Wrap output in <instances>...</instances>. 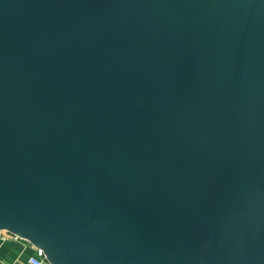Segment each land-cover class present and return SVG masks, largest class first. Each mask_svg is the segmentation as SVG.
<instances>
[{"label":"water","instance_id":"1","mask_svg":"<svg viewBox=\"0 0 264 264\" xmlns=\"http://www.w3.org/2000/svg\"><path fill=\"white\" fill-rule=\"evenodd\" d=\"M0 230L264 264V0H0Z\"/></svg>","mask_w":264,"mask_h":264},{"label":"crops","instance_id":"2","mask_svg":"<svg viewBox=\"0 0 264 264\" xmlns=\"http://www.w3.org/2000/svg\"><path fill=\"white\" fill-rule=\"evenodd\" d=\"M32 252L33 246L26 240L6 238L0 241V264H28Z\"/></svg>","mask_w":264,"mask_h":264},{"label":"built area","instance_id":"3","mask_svg":"<svg viewBox=\"0 0 264 264\" xmlns=\"http://www.w3.org/2000/svg\"><path fill=\"white\" fill-rule=\"evenodd\" d=\"M6 238H11L13 240L19 241L23 240L16 235H12L6 231L0 230V241H4ZM28 264H45V255L42 249L33 247L32 254L27 259Z\"/></svg>","mask_w":264,"mask_h":264}]
</instances>
